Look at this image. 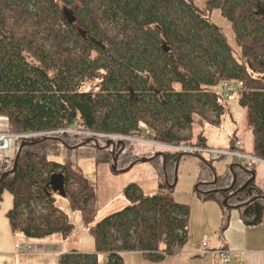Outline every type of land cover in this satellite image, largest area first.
Wrapping results in <instances>:
<instances>
[{
    "label": "trees",
    "instance_id": "obj_1",
    "mask_svg": "<svg viewBox=\"0 0 264 264\" xmlns=\"http://www.w3.org/2000/svg\"><path fill=\"white\" fill-rule=\"evenodd\" d=\"M259 5L264 10V0H209L203 11L192 0H0V116L8 119L10 134L80 120L88 129L116 134L143 124L155 140L207 145L195 125L219 123L225 107L215 88L235 81L247 90L239 103L254 136L252 154L264 159ZM216 9L232 24L240 57L207 17ZM69 12L76 21L69 20ZM84 142L68 135L18 139L11 168L0 159V180L9 172L0 181V200L6 191L14 197L8 212L14 233L36 241L71 235L54 195L67 196L85 213L95 193L78 170L50 160L47 149L56 143L75 149ZM106 146L98 144V155L112 162L113 148ZM124 150V143L116 145L117 162ZM156 155L153 160L161 158ZM165 155L166 170L182 154ZM231 170L217 177V186L227 189L235 174L231 190L214 191L217 186L206 184L201 194L222 193L228 205H242L238 210L246 224H260L264 193L246 172L254 169L233 164ZM125 195L129 205L90 229L94 251L61 254L58 264H124L125 253L161 261L182 248L189 237V205L176 202L164 185L147 195L130 184Z\"/></svg>",
    "mask_w": 264,
    "mask_h": 264
},
{
    "label": "rangeland",
    "instance_id": "obj_2",
    "mask_svg": "<svg viewBox=\"0 0 264 264\" xmlns=\"http://www.w3.org/2000/svg\"><path fill=\"white\" fill-rule=\"evenodd\" d=\"M192 1L198 9L205 11L209 0ZM206 15L224 33L229 45L234 49L236 57H240L241 48L236 41L230 21L218 9L213 10L210 15L208 13ZM224 82L227 81H222L220 85ZM228 83L241 86L240 83L235 81H228ZM215 89L216 92L222 95V90L219 87ZM239 99L240 95L238 92H232L229 97L222 96L221 101L225 107V112L221 116L219 123L195 125L194 131L204 136L207 146L217 149H228L232 145L233 137H238L243 141L245 152L253 153L255 147L254 136L248 125L247 110L240 105ZM80 128L100 133L84 126ZM98 138V144L101 146H106L109 143L103 137ZM79 139L82 141L90 140L80 137ZM110 142H114L116 145L121 143ZM122 143H124L125 156L118 159L117 171H115L114 161L101 160L95 142L75 149H70L60 143L48 147L47 155L49 159L64 165H70L78 170L92 186L95 196L94 199L87 202L86 211L83 213L81 209L72 207L71 201L67 196L59 193L54 195L56 205L70 223L72 232L65 239L61 235H54L44 240H37L36 242L38 243L36 245L45 246L47 243L49 246H60V253L43 254L39 256V259L47 258L51 260V262L47 260L49 262L45 264H58L61 254L71 251L93 252L95 240L91 235L90 229L104 217L129 205L125 190L130 184H136L147 195L158 193L160 186L164 185L176 202L190 206V227L191 224L193 226L192 230L190 228V238L178 251V253H182V258L179 260L175 258L178 254L174 257L168 256L161 261H151L141 254H128L123 258L124 264H203L199 260L201 256L190 254L202 242L203 230L206 233L210 232L214 229L215 224L224 227L227 223V215L239 210L231 208V206L235 205L228 206L226 203L227 199L224 198L222 193H215L213 198L201 193L204 190L206 191V184L217 186V177H222L227 172H231L233 159L221 158L215 160L208 156H201L204 158L201 159L194 155H184L176 165L169 166L165 170L162 157L158 160L142 161L143 158L150 159L162 152L160 149L143 144ZM133 160H136V162H133ZM217 188L214 191L223 190L221 187L217 186ZM7 194L6 192L3 195L5 201L1 206L6 209H13V199L10 194ZM8 203H10V208ZM1 236L7 237L8 233H0ZM4 241L5 244L3 246L8 245L6 243L7 240ZM53 241H57V243H53Z\"/></svg>",
    "mask_w": 264,
    "mask_h": 264
},
{
    "label": "crops",
    "instance_id": "obj_3",
    "mask_svg": "<svg viewBox=\"0 0 264 264\" xmlns=\"http://www.w3.org/2000/svg\"><path fill=\"white\" fill-rule=\"evenodd\" d=\"M6 132H9L8 119L4 116H0V133ZM12 148L15 157L16 142L12 144ZM12 148L6 152V154L0 151V159L6 161V155L10 156L12 154ZM233 164L236 163L233 162ZM251 169L255 171L256 188L264 193V164L252 167ZM6 192H4L3 195ZM7 193L11 195L14 203L13 195L9 192ZM3 195L2 200H0V233H8V236L0 237V264H45L46 262H51V260L47 258L39 259V256L43 254H22L19 251L17 245L26 247L38 242L18 233H14L8 218V212L12 209H6L1 206L5 201ZM8 207L10 208V203H8ZM192 226L193 224H191V230ZM202 235L201 238L203 240L200 245H198L199 247L197 246L198 248L196 247L190 254L201 256L199 260L203 264H264V219L258 225H248L244 221L240 211H233L227 215V223L224 227L215 224L212 231L206 233V231L203 230ZM189 238L190 229L188 239ZM4 240H7L6 243H8V245L3 246L5 244ZM55 242L57 243V241ZM55 242L53 241V243ZM203 243H207L208 248L212 252L202 253ZM46 245L49 246L47 243ZM49 247L51 248L50 251L44 254L60 253V246L50 245ZM179 250L180 249L175 252V255L178 254V256L175 257L178 260L182 258V253H178ZM219 250L228 252L229 259L226 263L221 261L220 254L218 253ZM128 254L140 255L141 253H125L123 257Z\"/></svg>",
    "mask_w": 264,
    "mask_h": 264
},
{
    "label": "built area",
    "instance_id": "obj_4",
    "mask_svg": "<svg viewBox=\"0 0 264 264\" xmlns=\"http://www.w3.org/2000/svg\"><path fill=\"white\" fill-rule=\"evenodd\" d=\"M220 89L222 90L223 97H229L232 92H238L239 95L241 96L246 91L242 86L228 83V81L222 83L220 85ZM145 132H146V127L143 124H140L138 128H136L128 135H113V134H100L92 131L83 130L82 128H80L78 123H74L62 129L36 133L32 137L64 136V135L75 136L84 139L107 137L112 139L110 141L143 144V145L155 147L160 150L174 152V153L208 156L215 160H219L221 158H231L233 159L234 162L240 164L243 167L252 168L264 164L263 158L247 153L243 150V143L238 137H233L232 145L228 149H217V148H211L206 145L180 144V143H169V142L159 141L147 137L145 135ZM19 138H23V137L20 134L0 133V151L6 154L9 143L11 141L15 143V140ZM94 140H98V139H94ZM13 160H14V155L12 148V154L10 156L6 155L7 167L12 166ZM17 248L22 254H44V253H48L51 249L47 245L42 246L36 244H31L26 247H21L20 245H17ZM208 252H211V250H209L207 243H203L202 253H208ZM218 253L220 254L221 261L223 263H226L229 259L228 252L225 250H219Z\"/></svg>",
    "mask_w": 264,
    "mask_h": 264
},
{
    "label": "water",
    "instance_id": "obj_5",
    "mask_svg": "<svg viewBox=\"0 0 264 264\" xmlns=\"http://www.w3.org/2000/svg\"><path fill=\"white\" fill-rule=\"evenodd\" d=\"M256 15H260V16H263V15H264V10L261 8L260 5H259L258 10L256 11ZM68 18H69V20H70L71 22L76 21V18L73 16V14H72L71 12L68 13ZM91 142H95V143L97 144V147H98V142L95 141V140H91V139H90V140H87V141L84 142V143H82L80 146L85 145L86 143H91ZM26 144H28V143H27V142H24V143L21 145V147H20V149H19V152H18V154H17L16 160H15L14 168H13L12 171H15L16 166H17V163H18V158H19V156H20V153H21V151H22V148H23ZM120 144H123V143L121 142ZM106 147H107V148H108V147H112V148H113V158H114L113 161L115 162V171H117V165H118V162L116 161V159H115V157H114V156H115V148H116V144H115L114 142H109V143L107 144ZM156 156H160V157L163 158V160H164V168H165V167H166V155H165V153L160 152V153H158ZM181 156H183V154H182ZM181 156H180V158H181ZM154 157H155V156H153V157L150 158V159L143 158L142 161L145 162V161H148V160H153ZM180 158H179V160H180ZM179 160H178V161H179ZM177 163H178V162H177ZM133 165H134V164H133ZM133 165H132V166H133ZM246 172H249V173L252 174V178H251V180H252V179H255V173H253V172H251V171H249V170H246ZM8 173H9V172L5 173V174L2 176L1 180H2L4 177H6V176L8 175ZM231 173H232V170H231ZM1 180H0V181H1ZM235 181H236V176H235V174H233V182H232V185H231L229 188H227V189H223L222 191L231 190V189L233 188L234 184H235ZM248 184H249V182H247L246 184H244V186H242L237 192L232 193L231 196L236 195L239 191H241L242 189H244ZM216 191H219V190H216ZM226 199H227V198H226ZM227 202H228V199H227L226 203H227ZM228 206H230V205H228ZM241 206H242V205H237V206H233V207L231 206V208L238 209V208H240Z\"/></svg>",
    "mask_w": 264,
    "mask_h": 264
},
{
    "label": "bare ground",
    "instance_id": "obj_6",
    "mask_svg": "<svg viewBox=\"0 0 264 264\" xmlns=\"http://www.w3.org/2000/svg\"><path fill=\"white\" fill-rule=\"evenodd\" d=\"M74 123H78V125L80 126V127H82L83 125H82V122L80 121V120H76ZM73 123V124H74ZM72 125V124H71ZM68 126H70V125H68ZM65 127H67V126H65ZM65 127H61V128H57V129H62V128H65ZM57 129H50V130H45V131H40V132H47V131H52V130H57ZM88 131V130H87ZM40 132H26V133H19L23 138H19V139H25V138H28V137H32L34 134H36V133H40ZM100 132V131H99ZM6 133H9L10 134V132H6ZM101 134H113V135H128V134H116V133H106V132H100ZM2 134H4V133H2ZM45 137H52V136H45ZM103 138H105V139H107L109 142H110V140H112L111 138H107V137H103ZM94 139H99L98 137L97 138H91V140H94ZM18 139H16L15 140V142L17 141ZM241 140V139H240ZM95 141H97L98 142V140H95ZM242 141V140H241ZM242 143H243V141H242ZM12 144H13V142L11 141L10 143H9V146H8V150L6 151V152H8L11 148H12ZM193 145V144H192ZM207 146V145H206ZM195 156H201V155H195ZM256 156V155H255ZM236 163V162H235ZM236 164H238V163H236ZM15 165V164H14ZM240 165V164H239ZM243 167V166H242Z\"/></svg>",
    "mask_w": 264,
    "mask_h": 264
}]
</instances>
